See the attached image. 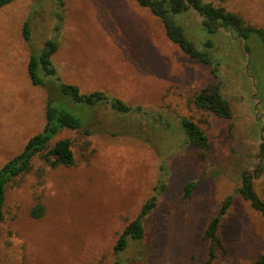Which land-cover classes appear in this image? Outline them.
Instances as JSON below:
<instances>
[{"label": "rangeland", "instance_id": "rangeland-1", "mask_svg": "<svg viewBox=\"0 0 264 264\" xmlns=\"http://www.w3.org/2000/svg\"><path fill=\"white\" fill-rule=\"evenodd\" d=\"M203 1L264 27V0ZM114 2L119 3L64 0L57 31V0H13L0 7V166L44 125L46 91L30 84L26 64L52 37L58 47L51 60L65 82L161 111L173 122L177 115L191 116L208 145H183L174 130L96 107L85 117L93 119L87 123L91 135L63 129L51 140L50 145L71 139L73 164L51 167L36 155L29 172L7 187L0 264H205L208 243L202 232L227 195L232 199L218 227L221 246L212 264H249L264 254V216L236 188L242 171L262 162L263 42L256 33L246 42L222 29L210 34L192 8L170 13L186 38L208 52L207 65L167 39L161 18L149 9L154 20L145 21L130 8L116 12ZM26 20L28 40L22 35ZM208 40L212 48L205 46ZM215 82L230 117L198 110L191 102L195 91ZM86 109L74 104L70 111L83 121ZM188 180L195 185L183 199ZM253 188L264 200V161ZM154 194L157 204L144 219L143 237L115 254L119 233ZM37 202L44 212L34 218L29 211Z\"/></svg>", "mask_w": 264, "mask_h": 264}, {"label": "trees", "instance_id": "trees-1", "mask_svg": "<svg viewBox=\"0 0 264 264\" xmlns=\"http://www.w3.org/2000/svg\"><path fill=\"white\" fill-rule=\"evenodd\" d=\"M11 1L13 0H0V7ZM219 1L223 2L226 0ZM63 2L64 0H57L55 15L58 19V24L55 28L56 31L59 29L63 16L61 10ZM136 2L140 6L147 7L153 15L161 18L167 39L176 44L189 57L207 65L211 63L208 52L197 49L186 38L182 27L173 23L169 18L170 13L186 12V10L192 8L200 15L201 25L208 33H216L222 29L228 32L232 38H240L244 42H246L251 33H256L264 44V27L248 22L243 15L228 10L223 5H214L210 1L203 0H136ZM22 35L25 40L29 39L30 29L27 20L23 24ZM205 46L212 48L213 44L208 40ZM57 47L58 41L56 38L46 39L43 45L28 57L26 71L31 85L42 86L46 91L45 122L40 131L27 139L18 153L11 156L0 166V224L3 219L2 206L6 189L10 184L29 172L34 156L40 155L51 167L73 164L74 156L71 150V139L63 137L50 145L51 140L63 129L75 130L85 136L91 135L93 129L87 123L93 119H85V117L89 116L88 113L91 115L96 107L107 106L115 111V114H124L122 116L137 114L141 120L155 123L164 130H174L180 135V141L183 145H192L197 148H206L208 145L205 131L191 116L177 115L175 122H173L161 111L145 109L141 105H130L121 98L109 95L99 89L82 92L78 85L65 82L61 79L51 60V56L57 50ZM244 49L248 52L246 43ZM211 71L216 74V67L212 68ZM191 102L196 109L213 113L217 116L230 117L232 114L230 105L222 96L217 82L203 85L199 90L195 91ZM74 104H84L89 107V109L84 110L83 121L70 111V109H73ZM112 134H116V132H112ZM260 157L262 162L259 163L258 168L242 171L240 184L236 188V192L243 199L249 201L250 205L264 216V200L256 194L253 188V178L263 166L264 147L261 148ZM194 185L195 181L191 180L184 183L182 188L183 199L190 195ZM160 187L162 188L163 184ZM231 199V195H227L224 198L218 211L210 218L203 229L202 238L208 243L205 264H212L216 256V250L221 246L218 227L230 206ZM156 204L157 195L154 194L142 204L138 214L123 227L113 247L115 254H119L126 248L130 240H138L143 237L144 219ZM43 212V204L37 202L31 207L29 214L31 217L37 218ZM112 264H119V262L115 261ZM249 264H264V254L259 255Z\"/></svg>", "mask_w": 264, "mask_h": 264}, {"label": "crops", "instance_id": "crops-1", "mask_svg": "<svg viewBox=\"0 0 264 264\" xmlns=\"http://www.w3.org/2000/svg\"><path fill=\"white\" fill-rule=\"evenodd\" d=\"M119 3L114 2L113 4H110V6L112 7H116V12L121 13V11L124 8H130L133 10V13L138 17V19H142V20H148V16L151 20H154L150 15H148V8L144 7L146 9H142L139 8L136 4H131V3H127V1L125 0H117ZM143 7V6H142ZM150 12V11H149ZM114 11L111 12V14H113ZM131 21H133L132 19H130ZM31 84V83H30Z\"/></svg>", "mask_w": 264, "mask_h": 264}]
</instances>
